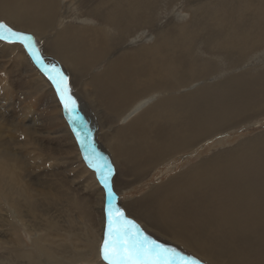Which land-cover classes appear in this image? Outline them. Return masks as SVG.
<instances>
[{"label": "bare ground", "instance_id": "1", "mask_svg": "<svg viewBox=\"0 0 264 264\" xmlns=\"http://www.w3.org/2000/svg\"><path fill=\"white\" fill-rule=\"evenodd\" d=\"M173 1L0 0V21L38 38L97 130L74 125L27 49L0 39L5 264H105L107 189L76 139L101 148L116 196L143 185L115 204L154 239L207 264H264V133L145 183L264 114V0H191L190 20L165 16Z\"/></svg>", "mask_w": 264, "mask_h": 264}, {"label": "snow or ice", "instance_id": "2", "mask_svg": "<svg viewBox=\"0 0 264 264\" xmlns=\"http://www.w3.org/2000/svg\"><path fill=\"white\" fill-rule=\"evenodd\" d=\"M0 39L10 43H20L28 50L29 55L44 70L45 75L55 87L70 121L74 125L81 122L82 117L79 114L77 101L68 85V77L55 65L45 63L39 49L35 46L34 38L0 21ZM81 144L85 147V159L88 160L89 166L100 172L101 182L107 189L105 231L100 250L105 264H203L198 258L154 239L134 218L126 214L123 207L115 204L116 195L108 177L94 164L88 154V148H91V155H96L94 145H87L84 140ZM105 167L108 168L110 174L111 167L107 164Z\"/></svg>", "mask_w": 264, "mask_h": 264}, {"label": "rangeland", "instance_id": "3", "mask_svg": "<svg viewBox=\"0 0 264 264\" xmlns=\"http://www.w3.org/2000/svg\"><path fill=\"white\" fill-rule=\"evenodd\" d=\"M190 1L191 0H174L173 1V3H172V11H171V14H168V12H166L167 14H165V16H167V15H170V16H172L173 18L175 17H177L176 19H179V18H186L187 20H190V13H189V9L191 8V4H190ZM201 1V0H200ZM204 1H207V0H204ZM192 2H195V0H193ZM165 13V12H164ZM207 27H210L209 25L207 26ZM144 33V32H143ZM139 34H142V32H139L137 35H139ZM147 35H148V33H146ZM36 41H37V43L39 44V40H38V38L36 37V38H34ZM152 42V41H151ZM151 42L150 41H148V43L149 44H151ZM39 49L40 50H43L42 49V46H40V44H39ZM27 52H28V50H27ZM28 54H29V52H28ZM28 54L26 53V55L28 56ZM42 55L45 57V55H44V53H43V51H42ZM41 55V56H42ZM42 56V57H43ZM43 57V58H44ZM28 58H30V60L32 61V58H31V56L30 57H28ZM45 59V58H44ZM33 62V61H32ZM12 63V62H11ZM36 63V62H35ZM45 63H47V64H50V63H48L47 61L45 62ZM35 65V64H34ZM50 65H52V64H50ZM11 68H13L12 66H10ZM35 67H36V65H35ZM37 68V67H36ZM13 70H14V74L16 75V76H19L18 74H17V72H16V70L13 68ZM239 70H237L236 71V73L238 72ZM65 74V73H64ZM201 83H204V82H202V81H200ZM200 82H195L196 84H197V86L199 85H201V83ZM210 81H207V82H205V84H207V83H209ZM68 85L70 86V82L68 81ZM191 87H192V85H191ZM71 88V87H70ZM72 91V90H71ZM55 93H56V96H57V99H58V101H59V103L61 104V107H62V103H61V101H60V97H59V95H58V93H57V91H56V89H55ZM72 95L75 97V99H76V101H77V104H78V107H79V113H80V116L82 117V123L84 124V126L86 127V129H87V136H89L90 134H94L93 136H95L96 137V133H97V130L95 129V130H93L92 128H88V126L86 125V122H87V120H90L89 119V117H88V115L86 114V112L84 111V109H83V107H82V105L80 104V102L78 101V99H77V97L75 96V94L72 92ZM64 110V107H62V111ZM13 112H14V109L12 110ZM66 113V112H65ZM67 114V113H66ZM20 115V114H19ZM18 115V117H19V119L20 120H23L22 122H24V123H26V124H29V122H31V120H30V117H28L29 118V122L27 121V119H25V118H23V117H21V116H19ZM68 115V114H67ZM69 117V116H68ZM86 121V122H85ZM80 123V122H79ZM249 124H252V125H249ZM40 126H41V124H39ZM44 126H45V124H44ZM239 127V128H238ZM236 129V130H235ZM227 131V132H226ZM226 131H223V134L222 133H220L218 136H217V138H216V136H214L211 140H209V141H207L205 144H203L202 145V147L199 149V151H197V152H194V153H190V152H188V153H184V154H182V155H180L179 157H178V159H176V160H174V161H172V162H170V163H168L165 167H161L157 172H159L158 174H157V172H156V174H157V176H154V175H156L155 173H154V175L152 174V176L151 177H149L146 181H145V183H146V185H154L155 183H158V182H160V178L162 177V173H166L165 175H163V179H167V178H169V177H171V176H173V175H176V174H178V173H180L181 172V169H185L186 167H189L190 165H192V164H194V163H196L197 162V160L199 161L200 159H202V158H208V156H212L215 152H216V150H221L220 148H222L223 146H225L226 145V147H228V148H232V147H235V146H237L238 144H240L241 142H243V141H245V140H249V139H251V138H255L257 135H259V134H263L264 133V114L261 116V115H259V116H256L254 119H253V121H251V123H246V124H240L239 126H237L236 128H234V129H231V130H226ZM231 132V133H230ZM73 133V132H72ZM58 135H54V136H50V138H49V140H47V143H46V146H48L49 147V145L52 147V148H56V150L57 149H59L60 150V148L57 146V143L55 142V141H52V139H54V138H56ZM75 136V135H74ZM76 138V137H75ZM77 140V142L79 141L78 139H76ZM52 142V143H51ZM222 142V143H221ZM78 144V147H79V149H80V145H79V142L77 143ZM90 145V144H89ZM94 147H95V153L97 154V156H98V158H100L101 159V157L100 156H103V151L101 150V148L98 146V144H96V145H94ZM211 150V151H209V150ZM214 149V150H213ZM216 149V150H215ZM99 150V151H98ZM202 150V151H201ZM81 153V157L82 158H84V156H83V153H82V151L80 152ZM99 154V155H98ZM198 154V155H197ZM199 154H201V156L199 155ZM106 156V155H105ZM203 156V157H202ZM104 157V156H103ZM197 157V158H196ZM93 158V161H95V159H94V157H92ZM97 158V159H98ZM188 158V159H187ZM100 159H98L97 160V162L101 165L102 164V159L100 160ZM84 160H85V158H84ZM86 161V160H85ZM188 161V162H187ZM96 161H95V163L100 167V168H102L98 163H97ZM194 162V163H193ZM87 163V162H86ZM190 163V164H189ZM106 164L108 165V166H110L111 165V163L107 160L106 161ZM110 164V165H109ZM103 165V164H102ZM186 165V166H185ZM87 166L90 168V170L92 171V172H95V170L92 168V167H90L89 166V164L87 163ZM174 166V167H173ZM110 167H112V165L110 166ZM107 168V167H106ZM115 170H116V168H115ZM164 171V172H163ZM169 171V172H168ZM171 171V172H170ZM178 172V173H177ZM161 174V175H160ZM167 175H169V176H167ZM116 176V175H115ZM155 177V178H154ZM159 178V179H158ZM113 179H114V177H113ZM158 179V180H157ZM162 179V180H163ZM149 180V181H148ZM76 182H78L79 180L78 179H76L75 180ZM164 181V180H163ZM154 182V183H153ZM112 184V183H111ZM143 185L142 184H139L138 186H137V188L134 190V191H127V192H125V194L123 195V196H116V198H117V200H118V202L120 203H123V201H125V200H127V198H128V196L130 195V194H132V196L131 197H137V196H140L141 195V193H138V188L139 187H142ZM113 192L114 193H116V189H115V184H114V190H113ZM137 193V194H136ZM118 195V194H117ZM134 195V196H133ZM132 200V198L130 199H128V204H130V201ZM126 202V201H125ZM132 218V217H131ZM76 224V223H75ZM60 226H62V225H60ZM68 226V228L70 229V228H76L75 230H78V229H80L81 227L80 226H69V225H67ZM67 228V229H68ZM86 232H87V229H84ZM76 233V232H75ZM147 233V232H146ZM80 237H81V235L80 234H78ZM157 237V239L159 240V241H162V242H165L164 240H162L160 237L158 238V236H156ZM166 243V242H165ZM3 247H4V245H3ZM183 251V250H182ZM184 252V251H183ZM186 254H188L187 252H185ZM2 256V257H1ZM0 264H5L6 263V261L4 260V259H6L7 257L5 256V254H4V251L1 249L0 250ZM102 262H104L102 259H100ZM105 263V262H104ZM203 264H207V263H204L203 262Z\"/></svg>", "mask_w": 264, "mask_h": 264}, {"label": "water", "instance_id": "4", "mask_svg": "<svg viewBox=\"0 0 264 264\" xmlns=\"http://www.w3.org/2000/svg\"><path fill=\"white\" fill-rule=\"evenodd\" d=\"M32 58V57H31ZM32 60H33V62H34V59L32 58ZM39 68H41L38 64H36ZM43 74L45 75V72H44V70H43ZM46 76V75H45ZM46 78H47V76H46ZM48 79V78H47ZM49 80V79H48ZM49 82L51 83V81L49 80ZM51 85L53 86V84L51 83ZM54 87V86H53ZM55 88V87H54ZM81 139V138H80ZM81 141H82V139H81ZM81 141L79 140V145H80V149H82V153H83V155L85 156L86 155V151H85V147L84 146H82V144H81ZM85 144H87V145H89V142H85ZM88 154H89V152H88ZM93 155H91V157H92ZM110 183V182H109Z\"/></svg>", "mask_w": 264, "mask_h": 264}]
</instances>
